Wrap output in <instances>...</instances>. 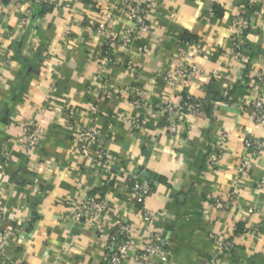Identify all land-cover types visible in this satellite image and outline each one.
Masks as SVG:
<instances>
[{
	"label": "crops",
	"instance_id": "0c3cea01",
	"mask_svg": "<svg viewBox=\"0 0 264 264\" xmlns=\"http://www.w3.org/2000/svg\"><path fill=\"white\" fill-rule=\"evenodd\" d=\"M91 1L0 3V205L8 215L0 230L7 234V259L107 264L111 226L72 220L76 204L105 193L112 221H129L137 242L150 228L162 233L159 248L170 264H204L215 253L214 237L229 239L236 226L254 235L239 241L223 264H264V151L248 176L235 177L236 160L246 158L244 142L264 141V129L240 109L264 101L258 82L264 80V0H161L150 32L117 47L108 60L99 26L122 39L132 29L122 11L127 0ZM240 17L246 28L238 57L228 38ZM187 41L202 54L193 63L195 78L184 86L176 71ZM98 90L110 91V99ZM185 94L205 109L178 115L173 127L164 108L181 105ZM93 102L101 110L96 120ZM27 122L42 134L32 153L19 141ZM79 125L100 129L110 167L93 150L90 157L80 154ZM224 134L228 159L210 171L204 163L211 144ZM129 179L151 185L140 207L132 203ZM217 197L236 202L228 210L214 208Z\"/></svg>",
	"mask_w": 264,
	"mask_h": 264
},
{
	"label": "built area",
	"instance_id": "2783aa9c",
	"mask_svg": "<svg viewBox=\"0 0 264 264\" xmlns=\"http://www.w3.org/2000/svg\"><path fill=\"white\" fill-rule=\"evenodd\" d=\"M5 0H0V3ZM82 5L86 0H75ZM161 0H146L139 2L138 0H127L122 6V11L127 15L131 22L132 29L127 31L122 39L117 40L111 33L106 24L99 26L100 35L104 37V51L102 52L104 60L112 57L117 47H127L132 41L136 40L140 35L150 32L149 22L152 14L159 7ZM29 17L24 15L21 19V25H28ZM237 26L232 30L228 38L229 51L234 56H240L242 50L243 33L246 28V21L240 17L236 20ZM186 50L182 53L183 64L178 67L176 74L185 86L189 84L197 74V68L193 64L197 56L202 54V49L195 43H186ZM260 84L264 83L262 77H258ZM97 96H104L110 99V91L98 90ZM137 95H134L136 98ZM205 109V103L197 101L185 94L181 105L174 107L168 105L164 108L167 116V122L176 127L178 115L190 116L198 115ZM240 109L248 112L256 125L264 129V101L255 99L250 103H242ZM90 114L96 120L101 110L99 104L93 102L89 107ZM75 134L79 139V152L85 157H90L93 150L97 155V159L104 168L111 166L113 162L112 156L105 151V139L101 135V131L97 126L79 125L75 128ZM42 134L40 128L34 122H27L21 128L20 146L27 152H35L38 150ZM228 136L222 135L218 140L211 144V153L204 163V167L210 171H215L220 165L224 164L228 159L227 153ZM246 158H238L235 162V177L241 179L250 174L252 161H256L259 155L264 151V141L261 139H247L244 142ZM129 188L134 198L132 203L135 207H140L145 202L152 188L150 183H142L136 179H129ZM105 193L87 195L82 201L73 207L72 220L75 222H92L98 225H110L111 232L106 241L105 262L107 264H170L164 257V253L160 250L159 245L162 241V233L158 230L150 228L139 242L133 234L132 225L127 220L112 221L111 212L112 204L108 201ZM236 202L234 197L219 198L217 197L211 203L214 208L228 210L229 207ZM6 209L0 205V223L7 218ZM147 219L154 218L150 212L144 214ZM234 234L229 239L214 237L216 241L215 253L212 258L205 261L204 264H223L226 254L231 253L238 245V242L254 235V230L248 227H234ZM264 239V236L262 237ZM7 234L0 230V256L1 264H25L22 262H11L7 259L5 251L7 247ZM131 253V256L129 254ZM160 259L159 262H155Z\"/></svg>",
	"mask_w": 264,
	"mask_h": 264
},
{
	"label": "trees",
	"instance_id": "16d2710c",
	"mask_svg": "<svg viewBox=\"0 0 264 264\" xmlns=\"http://www.w3.org/2000/svg\"><path fill=\"white\" fill-rule=\"evenodd\" d=\"M89 3V2H92L91 0H86V2L85 3ZM186 43H188V44H192V41H187Z\"/></svg>",
	"mask_w": 264,
	"mask_h": 264
}]
</instances>
